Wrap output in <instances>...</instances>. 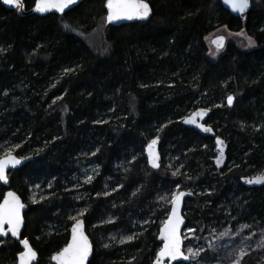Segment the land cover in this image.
Listing matches in <instances>:
<instances>
[{
    "label": "trees",
    "instance_id": "trees-1",
    "mask_svg": "<svg viewBox=\"0 0 264 264\" xmlns=\"http://www.w3.org/2000/svg\"><path fill=\"white\" fill-rule=\"evenodd\" d=\"M34 1L24 0L25 11ZM105 2L45 16H21L0 2V157L11 150L31 158L8 172L7 187L0 182V200L10 188L27 205L22 237L37 264H52L65 246L70 216L84 220L88 264H151L170 207L157 201L175 189L193 194L183 205L184 230L200 237L263 226L264 186L245 188L239 179L264 172V0H251L239 17L220 0H146L147 20L120 25L106 23ZM103 18L105 55L73 32H91ZM222 26L245 32L255 47L229 43L210 58L204 38ZM199 107L211 109L207 122L226 142L222 169L213 164V139L181 124ZM154 138L158 169L144 155ZM88 166L93 179L85 183ZM20 251L10 237L0 241V264H16Z\"/></svg>",
    "mask_w": 264,
    "mask_h": 264
},
{
    "label": "snow or ice",
    "instance_id": "snow-or-ice-1",
    "mask_svg": "<svg viewBox=\"0 0 264 264\" xmlns=\"http://www.w3.org/2000/svg\"><path fill=\"white\" fill-rule=\"evenodd\" d=\"M2 3L15 7L18 11L23 9L21 0H2ZM77 3V0H36L35 11L38 13H45L55 9L59 13H64L65 9H68L71 5ZM224 3L229 5L233 12H238L243 15L250 7V0H224ZM105 7L107 8L106 22L112 23L120 20H147L150 16L151 9L149 3L146 0H107ZM65 29H68L67 24L64 25ZM264 31V29H262ZM236 35L242 36L247 40L248 47H254L255 41L252 37L247 36L243 31L236 33ZM212 44L216 46L217 51L223 46V37L212 40ZM212 54V53H210ZM71 71V69H66ZM227 103L229 106L233 104V97H227ZM219 106V105H217ZM206 113L201 110L196 112L193 116L186 118L183 122L185 124H194L197 128H200L203 132H210L211 129L204 127L203 125L197 123L196 118H203ZM223 141L217 139V145L219 146V157L216 160L217 165L221 163L224 158ZM157 144V139L151 140L147 147L149 164L153 168L160 167V157L156 155L153 157V146ZM18 147V146H17ZM96 155V153H92ZM30 159V158H25ZM22 163L21 159L15 157L12 151L9 150L3 158H0V181L4 183L8 182L6 169L9 167L15 168L17 165ZM179 169L172 172L173 176H176ZM93 177L88 176L84 181L85 183H90ZM247 184L264 185V172L256 175L253 178L244 181ZM39 187V185H37ZM123 187V185H121ZM179 188V185L176 186ZM110 193H105L109 195ZM135 195V193H133ZM188 195H192L191 192L176 191L172 192L170 199L167 196L161 195L157 203L165 202L170 203L171 211L169 212L167 219L164 220L163 226L160 228L159 239L163 242L162 247L156 252L153 264H168L178 260L190 262V264H201L199 257L203 249L199 246H186L182 249L184 241L181 238L180 226L184 223L181 216L178 214L179 206L183 198ZM35 202V201H34ZM24 208V204L21 203L18 196L13 192H8L2 203H0V236H7L9 233L12 237H18L21 225L23 224V218L21 216V209ZM80 216H84L85 212L80 211ZM69 219L73 220L74 223L71 226V239L66 243V245L55 255L52 256V260L56 264H87L89 256L92 253V243L89 241L87 235L84 232V221L77 219L75 216H70ZM109 223L113 221L109 220ZM145 224L149 223L148 220L144 221ZM5 226H7V231H5ZM143 227V225H141ZM245 228L250 227L249 225H244ZM189 231H195L194 229H189ZM221 237L227 235V232L221 233ZM255 235V234H253ZM136 238V234L128 235L120 239V243L124 244L131 242ZM110 239L115 240L116 238L110 237ZM200 239V238H197ZM204 239H207L206 237ZM246 239H251V236L246 237ZM24 251L19 253V264H31L33 260L36 259L37 253L32 249L27 239L21 241ZM258 247L264 248V238H262L257 245ZM105 248L110 247L109 244L104 245ZM239 258L232 259L233 252L228 253V258L230 259V264H241V260L247 253L241 248Z\"/></svg>",
    "mask_w": 264,
    "mask_h": 264
},
{
    "label": "rangeland",
    "instance_id": "rangeland-1",
    "mask_svg": "<svg viewBox=\"0 0 264 264\" xmlns=\"http://www.w3.org/2000/svg\"><path fill=\"white\" fill-rule=\"evenodd\" d=\"M105 26L106 24L103 18L102 22H100V24H98L94 29H92L91 32L83 33L77 29L74 30L73 32L79 37L83 38L94 50L98 51L102 55H105L108 52L106 46L104 45L105 43L103 40V32ZM240 32L242 31H238V32L229 31L225 26L213 30L204 38V41L208 49V56L214 59L219 55L223 54L225 51V48L217 51V49L210 44V40L217 35L224 36L227 45L231 43L243 50L253 49L256 44L254 45V47H248L247 40L242 36L236 35V33H240ZM168 146L169 145L165 146V149L167 151H168ZM167 157H168V152H167ZM214 158L215 157H213V159ZM170 165H171V161L167 159V166ZM93 170L94 167L88 166L86 167V170H84V173L88 177L93 172ZM173 192H176V189ZM244 225L246 224H239L237 227L233 229L231 227H226L221 231L213 230L210 234H207L204 237H200L196 234H193V232L189 231V229L183 230L182 233L183 241H187L186 243L187 245L185 244L183 247L186 248V246L199 245L203 249L201 256L199 257L201 264H230L228 253L233 252L232 259L239 258L240 256L239 250L241 248H243L244 252L247 254H255L256 258L253 264H264V248L257 246L260 240L264 238V225L263 226L249 225L250 227L247 228H245ZM224 232H227V235L221 237L220 234ZM249 236H251V239L250 240L246 239V237ZM205 237L207 239H204ZM203 253H206V255ZM203 256H205L206 258H202ZM179 264H190V262L179 263ZM241 264H242V260H241Z\"/></svg>",
    "mask_w": 264,
    "mask_h": 264
},
{
    "label": "water",
    "instance_id": "water-1",
    "mask_svg": "<svg viewBox=\"0 0 264 264\" xmlns=\"http://www.w3.org/2000/svg\"><path fill=\"white\" fill-rule=\"evenodd\" d=\"M82 1H84V0H77V3L74 4V5H71L68 9H65L64 13H65L66 11H68V10H70V9H72V8H74V7H76V6H77L79 3H81ZM0 2H1V4H2L6 9H10V10L16 9L15 7H11V6H9V5H5V4H3V3H2V0H0ZM106 2H107V0H106ZM106 2H105V5H106ZM21 3H22V5H23V9L20 10V11H18V10L16 9V11H17L21 16H27V15H29V14H35V15H37V16H45V15L50 14V13H52V14H56V15H62V14H63V13H59V12L55 11V9H53V10H51V11H48V12H45V13H38V12H36V11H35L36 0L34 1L33 6H32L30 9H29L28 11H25L24 0H21ZM220 3H221V6H222L226 11H228L231 15L236 16V17L241 16V14H239L238 12H233L232 9H231V7H230L229 5H227V4L224 3V0H220ZM250 3H251V0H250ZM105 9H106L105 21H106L107 8L105 7ZM249 10H250V7L248 8V10H247L244 14H246ZM244 14H243V15H244ZM137 21H144V20H131V21H128V20H120V21H115V22L108 23V24H111V25H120V24H126V23L137 22ZM106 23H107V22H106ZM219 37H223V46L220 48V49H223V48H225V46H226V42H225V37L222 36V35H217V36L213 37V38L210 40V44H211L214 48H216V46H215L214 44H212V40L217 39V38H219ZM228 96H232V95H228ZM228 96H227V97H228ZM232 97H233V96H232ZM225 102H226V105L229 106L228 103H227V98H226ZM233 103H234V97H233ZM232 105H233V104H232ZM232 105H231V106H232ZM231 106H229V107H231ZM201 110H203V111L206 113V115H204L203 118H199V117H197V118H196L197 123L203 125L204 127H208V128H210V129H211L210 132H207V133H206V132H203L200 128H197L194 124H185V123L183 122L186 118H189V117L193 116L196 112L201 111ZM210 114H211V109H209V108H203V107L196 108V109H194L191 113H189L187 116H185V117L182 119L181 124H182L184 127H186V128L193 129L194 131H196V132H197L198 134H200L201 136H208V137H211V138L213 139V141H214V145H215V150H216V156H215V158H214V160H213V164H214V167H215L216 169H222V168L225 166V164H226V151H227V145H226V142H225L224 138H222V137H220V136H217V135L215 134L214 130L212 129V127L210 126V124H208L207 120H208ZM154 139H157V144L154 145V146H153V149H152L153 157H155L156 155H159V157H160L159 163H160V162H161V155H160V151H159L160 140H159V138H154ZM217 139H220V140H222V141L224 142V143H223L224 158H223V160L221 161V163H220L219 165H217V163H216V160H217V158L219 157V146L217 145ZM150 142H151V141H150ZM150 142H148V143L146 144L145 148H144V155H145V158H146V163H147V165H148L150 168H153V167L149 164V162H148V161H149V157H148L147 147H148V145L150 144ZM12 154H13V153H12ZM13 155H14L15 157L21 159L22 163H21L20 165H17L15 168H13V167H9V168H7V169H6V175H7L8 172H10L11 170H14V169H18V168H20L22 165H24L27 161H29V160L31 159L30 157H27V158H30V159H25L26 157L17 156V155H15V154H13ZM4 156H5V154L2 155L0 158H3ZM153 169H158V168H153ZM255 176H256V175H255ZM255 176H244V177H241V178L239 179L240 184H241L243 187H245V188H249V189L264 186V185H255V184L250 185V184H247V183L244 182L245 180L250 179V178H253V177H255ZM0 182H2L6 187L8 186L7 183H4L3 181H0ZM180 191H184V192H186V193H187V192H190V191H188V190H180ZM8 192H13L16 196L19 197L21 203L24 204V208L21 209V216H22V218H23V224L21 225L20 231H19V233H18V237H12L11 234L9 233L7 236H0V241H2V240H4V239H7L8 237L14 239L15 241H17V242L19 243V245H20V247H21V251H20L19 253H21V252L24 251V248H23V245H22L21 241H23V240L26 239V238L22 237V231H23V227H24V213H25L26 210H27V205L23 202V200L21 199V197H20V196H19V195L13 190V189H10V188H7L6 191L4 192V195H3L2 199L0 200V203L3 202L5 196L7 195ZM192 196H193V194L190 195V196L186 195V196L183 198V200H182V202H181V204H180V206H179V210H178V214L181 216V218H182L183 221H184V223L180 226V234H181V238H182V240H183L182 232H183V230H184V228H185V218H184V216H183V205H184L185 200L188 199V198H191ZM170 211H171V205H170V207H169L168 214H169ZM168 214H167V216H168ZM167 216H166L165 220L167 219ZM78 219L83 220L82 218H78ZM83 221H84V220H83ZM163 222H164V221H163ZM73 223H74V222H73ZM73 223H72V224H73ZM72 224H71V226H72ZM71 226H70V229H69V237H68V241L71 239ZM162 226H163V223L160 225V227H159V229H158V233H157V242L160 244V247H162V244H163V242L159 239L160 228H161ZM5 231H7V226H5ZM84 232H85V230H84ZM85 235H86V233H85ZM68 241H67V242H68ZM89 241H90V240H89ZM29 244H30V243H29ZM65 245H66V244H65ZM30 246H31V245H30ZM31 247H32V246H31ZM160 247H159V248H160ZM62 248H63V247H62ZM62 248H61V249H62ZM32 249H33V248H32ZM61 249H60V250H61ZM182 249H184L183 245H182ZM33 250H34V249H33ZM60 250H59V251H60ZM158 250H159V249H158ZM34 251H35V250H34ZM59 251H58V252H59ZM35 252H36V251H35ZM58 252H56V253H58ZM92 252H93V251H92ZM19 253H18L17 256H16V259H17V260H16V264H19ZM56 253H54L53 255H55ZM53 255H52V256H53ZM155 255H156V254H155ZM52 256H51V262H52V264H56V262H54V261L52 260ZM91 257H92V253H91L90 256H89V260L91 259ZM154 259H155V256H154ZM154 259H153V261H154ZM89 260H88V262H89ZM153 261L151 262V264H153ZM88 262H87V264H88ZM179 263H188V262H186V261H182V260H178V261H175V262H171V264H179ZM31 264H37V257H36L35 260H33V261L31 262ZM165 264H168V262L166 261Z\"/></svg>",
    "mask_w": 264,
    "mask_h": 264
}]
</instances>
